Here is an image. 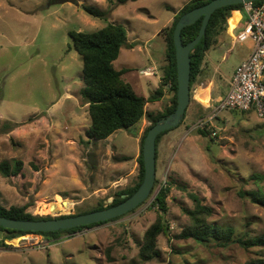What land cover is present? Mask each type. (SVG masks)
Instances as JSON below:
<instances>
[{
  "label": "rangeland",
  "instance_id": "rangeland-1",
  "mask_svg": "<svg viewBox=\"0 0 264 264\" xmlns=\"http://www.w3.org/2000/svg\"><path fill=\"white\" fill-rule=\"evenodd\" d=\"M56 1L0 0V163H23L22 176L0 174V205L27 206V213L51 218L80 215L99 203L108 206L117 192L132 185L139 169L140 139L150 126L145 116L105 141L88 140L90 119L80 96L82 59L69 32L93 33L108 24L123 28L132 47L120 50L113 67L126 69L125 80L148 98L158 87L164 64L160 27L170 14L167 7L190 0H76L79 6ZM82 6L107 15L89 16ZM241 16L238 30L245 25ZM250 44L233 42L227 60L213 61L218 78L226 81ZM153 68L152 75L144 74ZM166 105L163 99L149 103L146 115H156ZM209 111L184 118L161 137L168 144L166 153L157 145V183L135 210L106 224L46 238L48 245L41 250L16 249L4 242L0 264H243L264 257L263 250H244L237 244L221 249L174 238L188 224L183 209L194 206L189 194L212 208V223L233 227L237 237L264 231V208L238 194L264 192V120L252 112H223L210 121V137L203 138L194 125ZM164 181L171 184L164 217L169 227L167 235L157 239L159 258L144 262L139 244L157 219L152 204ZM52 203L58 211H48Z\"/></svg>",
  "mask_w": 264,
  "mask_h": 264
},
{
  "label": "trees",
  "instance_id": "trees-1",
  "mask_svg": "<svg viewBox=\"0 0 264 264\" xmlns=\"http://www.w3.org/2000/svg\"><path fill=\"white\" fill-rule=\"evenodd\" d=\"M125 0H120L124 2ZM212 0H190L176 14L173 22L169 27L162 30L164 34V64L160 68L161 76L159 79L158 88L151 93L148 98L138 96L132 86L122 79V76L127 70H115L113 62L117 60L120 50L124 47H132L127 41L126 32L123 28L108 24L102 29L93 33L69 32V37L72 39L73 49L82 59V82L83 88L80 91V96L85 105H87V113L90 119V127L85 132L88 140L94 143L106 140L110 135L120 130H127L129 127L136 125L145 116L150 123L140 139L139 156L137 163L139 166L138 174L132 185L117 192L113 201L108 206L99 203L95 208L86 211L90 213L98 210H103L106 207L114 206L130 197L140 186L143 180V162H142V145L144 137L148 130L161 118L171 114L176 108V65H175V48L173 45V31L178 19L192 9L209 3ZM263 0L254 1V4H259ZM243 4L232 5L216 10L209 19L205 30V35L200 42L190 52V92L193 84L201 74V65L204 54L211 49L215 43L219 33L224 30L228 20H232L238 16L235 11H241ZM83 11L89 16L95 18H104L107 14L96 8L82 6ZM202 19L194 24L187 26L181 31V41L185 45L191 42L198 34ZM170 87L168 88V85ZM167 88V90H166ZM169 95L166 99L165 96ZM167 102L164 110L156 115L147 114L145 106L147 103H154L160 100ZM187 111V110H186ZM184 117L180 124L183 122ZM236 112V111H232ZM246 113V112H245ZM179 124V125H180ZM212 124L206 123L204 129L197 130V134L203 138H209ZM170 131V130H169ZM169 131L161 133L155 142L157 160V145L161 137ZM89 143V142H86ZM33 169L36 167L32 165ZM23 163L15 162L11 165L4 161L0 163V174L4 178L22 176ZM255 180L257 178L254 177ZM157 183V182H156ZM171 184L162 185L154 197L153 207H157L158 215L156 221L145 231L141 243L139 244V257L144 262H149L158 259L160 254L157 250V239L160 235H167L168 223L165 216L168 214V197L170 194ZM240 197H247L251 203L264 208V192L261 190L251 192H238ZM194 206L192 209H183V213L188 218V224L184 226L179 234L174 238L176 240H192L197 244L216 248H227L232 244H237L244 250L260 249L264 251V231L258 236H250L243 234L237 237L235 229L230 226H221L211 222L212 208L203 203L195 194H189ZM27 206L18 207L12 206L4 208L0 205V216L14 220H48L51 217L34 216L27 213ZM68 210H65L67 212ZM82 213V214H85ZM73 215L61 216L70 217ZM120 218V217H118ZM109 220L106 222L92 224L88 226L78 227L65 231L58 232H22L15 230H6L0 228V246H5L4 240L19 238L27 234H39L44 238L56 239L60 234H74L89 229L95 226L106 224L117 220ZM243 264H264V257H254Z\"/></svg>",
  "mask_w": 264,
  "mask_h": 264
},
{
  "label": "water",
  "instance_id": "water-1",
  "mask_svg": "<svg viewBox=\"0 0 264 264\" xmlns=\"http://www.w3.org/2000/svg\"><path fill=\"white\" fill-rule=\"evenodd\" d=\"M257 0H212L207 4L190 10L177 21L173 31L176 65V108L158 120L147 132L142 145L143 180L138 189L127 199L117 205L106 207L90 213L56 217L48 220L30 221L14 220L0 216V228L22 232H58L78 227L98 224L121 217L139 207L150 197L156 182V138L163 132L179 126L190 103V52L205 35V30L212 14L223 7L246 4ZM56 3H70L79 6L76 0H57ZM202 19L197 36L189 43L181 41V31ZM49 211L54 212L53 208ZM52 214V213H51Z\"/></svg>",
  "mask_w": 264,
  "mask_h": 264
},
{
  "label": "built area",
  "instance_id": "built-area-1",
  "mask_svg": "<svg viewBox=\"0 0 264 264\" xmlns=\"http://www.w3.org/2000/svg\"><path fill=\"white\" fill-rule=\"evenodd\" d=\"M240 13L245 16V25L232 37V42L250 41L252 43L250 55L234 71L226 95L209 107L208 114L195 123L196 130L204 129L206 123L227 111L252 112L257 118L264 120V0L259 4L253 2L243 4ZM154 71L155 68L148 69L144 74L152 75ZM164 184L165 181L159 182L157 192ZM13 240L20 242V245H15L16 249L23 246V248L33 247L41 250L48 245L46 238L35 233L4 242L11 247Z\"/></svg>",
  "mask_w": 264,
  "mask_h": 264
},
{
  "label": "crops",
  "instance_id": "crops-1",
  "mask_svg": "<svg viewBox=\"0 0 264 264\" xmlns=\"http://www.w3.org/2000/svg\"><path fill=\"white\" fill-rule=\"evenodd\" d=\"M183 6L184 5H181L180 7H176V8L167 7V10L170 11V14L168 16H166V18L163 20V22H162L163 24L160 27L161 28L160 32L164 28L169 27L171 25V23L174 20V17L176 16L178 11ZM235 12L238 13V16L237 17L234 16V18L232 20L231 19L229 20L230 24H226V26H224V30H222L216 38L215 45L204 54V58H203L202 65H201V74L197 78L195 83L193 84L191 92H190V103L186 109L187 111H186L185 119L195 118L200 113H206L207 110H209V107L213 106L216 102H218L221 98H223L230 89L231 78H232L234 71L236 70L238 65L250 55V52L252 49L251 44L245 48V52H242V54L240 55V59L237 61V64H235L230 69L229 76H226V78H227L226 81L223 79L222 76H219L220 78H218V72H219L218 68H214L213 70L211 68V64H214L213 61H215L218 58H221L222 61H225L228 59V57L231 55V52L233 51L232 37L234 35H236L242 29V28L240 30L237 29L239 20L241 18V14L239 11H235ZM152 22L154 24H158V20H152ZM121 70H126V69H121ZM117 71H119V70H117ZM126 74H127V72L122 76V79L124 81H126L124 78V76ZM159 79H160V77H159ZM219 81H220V83H222L221 85H220ZM126 82H128V81H126ZM138 82H139V80H138ZM158 84H159V81H158ZM157 88L158 87L156 86V89ZM166 90H167V88H166ZM138 96L146 98L142 95H138ZM165 98L168 99L169 95H166ZM154 103H157V102H154ZM148 104L149 103H147L146 106ZM86 106L87 105H85V107ZM205 116L199 117V119L204 118ZM136 125H133V126L129 127L128 129H131L132 127H134ZM116 132H118V131H116ZM80 134L81 133H79L78 135H80ZM113 135H115V134L113 133L108 138L112 137ZM167 144L168 143L165 139L164 140H163V138L160 139L159 148L162 150V152H165ZM157 158H158V155H157Z\"/></svg>",
  "mask_w": 264,
  "mask_h": 264
},
{
  "label": "bare ground",
  "instance_id": "bare-ground-1",
  "mask_svg": "<svg viewBox=\"0 0 264 264\" xmlns=\"http://www.w3.org/2000/svg\"><path fill=\"white\" fill-rule=\"evenodd\" d=\"M55 204H56V203H52V204H50V205L48 206V211L50 210V208H53L54 211H58L59 209H58V207H57ZM11 244H12V245H16V244H17V240H13V241L11 242Z\"/></svg>",
  "mask_w": 264,
  "mask_h": 264
}]
</instances>
